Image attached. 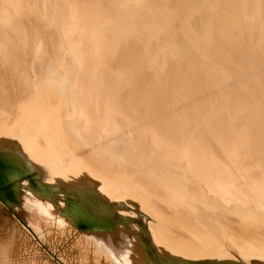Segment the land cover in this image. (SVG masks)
Listing matches in <instances>:
<instances>
[{"label":"bare ground","instance_id":"1","mask_svg":"<svg viewBox=\"0 0 264 264\" xmlns=\"http://www.w3.org/2000/svg\"><path fill=\"white\" fill-rule=\"evenodd\" d=\"M0 210L19 257L264 264V0H0Z\"/></svg>","mask_w":264,"mask_h":264},{"label":"rangeland","instance_id":"2","mask_svg":"<svg viewBox=\"0 0 264 264\" xmlns=\"http://www.w3.org/2000/svg\"><path fill=\"white\" fill-rule=\"evenodd\" d=\"M0 212H2V213H0V250H3L7 253H10L11 256H14L15 257L14 260L16 261L15 263L23 264V261L25 260L24 264H50V263L51 264H76L77 256H78L74 252V249H76L75 244L77 241L76 235L69 234L67 237H63V239H59L57 232H54V231H50L49 235L45 238V240L41 241V243H39V241H37L34 237L30 236L31 237V242H30L31 246L29 245L28 250L25 253V256L19 257V253H21V251L23 250L22 241L20 240L19 235L15 231H10V229H7V226H8V228L10 226H18L19 227L20 224L18 223V221L16 220L15 217L10 216L11 217L10 218L7 216V214L4 211L0 210ZM2 217H3V219H2ZM5 217L6 218L8 217V218L5 220ZM4 221H6V223H7L6 226L3 225ZM51 238H53L54 240ZM12 242H14V243H12ZM54 245H56V246H54ZM52 247H53V249H52ZM55 247H56V249H55ZM60 248H61V250H60ZM44 249L47 250L48 252L45 251ZM58 252H60V253H58ZM57 253H58V255H57ZM185 256H188V255H185ZM60 257H62V258H60ZM19 259H20V261H19ZM89 264H94V261L89 262ZM108 264H111V263H108Z\"/></svg>","mask_w":264,"mask_h":264}]
</instances>
